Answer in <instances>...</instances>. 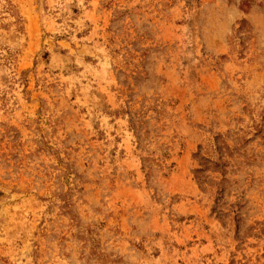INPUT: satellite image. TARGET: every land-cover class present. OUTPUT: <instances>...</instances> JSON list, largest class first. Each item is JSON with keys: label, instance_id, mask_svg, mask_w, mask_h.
Masks as SVG:
<instances>
[{"label": "rangeland", "instance_id": "obj_1", "mask_svg": "<svg viewBox=\"0 0 264 264\" xmlns=\"http://www.w3.org/2000/svg\"><path fill=\"white\" fill-rule=\"evenodd\" d=\"M0 264H264V0H0Z\"/></svg>", "mask_w": 264, "mask_h": 264}]
</instances>
